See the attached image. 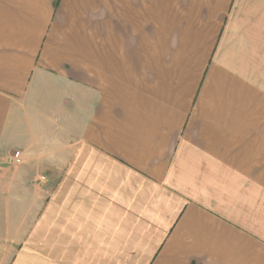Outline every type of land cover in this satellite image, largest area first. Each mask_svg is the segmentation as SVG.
I'll use <instances>...</instances> for the list:
<instances>
[{
    "label": "crops",
    "instance_id": "obj_1",
    "mask_svg": "<svg viewBox=\"0 0 264 264\" xmlns=\"http://www.w3.org/2000/svg\"><path fill=\"white\" fill-rule=\"evenodd\" d=\"M0 264H264V0H0Z\"/></svg>",
    "mask_w": 264,
    "mask_h": 264
},
{
    "label": "built area",
    "instance_id": "obj_2",
    "mask_svg": "<svg viewBox=\"0 0 264 264\" xmlns=\"http://www.w3.org/2000/svg\"><path fill=\"white\" fill-rule=\"evenodd\" d=\"M22 162L21 160V154L18 151H15L12 153V155L7 159V164L11 166H17L20 165ZM48 181L46 176H38L36 178V185H43L46 184Z\"/></svg>",
    "mask_w": 264,
    "mask_h": 264
},
{
    "label": "rangeland",
    "instance_id": "obj_3",
    "mask_svg": "<svg viewBox=\"0 0 264 264\" xmlns=\"http://www.w3.org/2000/svg\"><path fill=\"white\" fill-rule=\"evenodd\" d=\"M7 166L8 167H11L12 169H15L17 166H19V165H17V166H11V165H9V164H7ZM34 184H36V180H35V183Z\"/></svg>",
    "mask_w": 264,
    "mask_h": 264
}]
</instances>
